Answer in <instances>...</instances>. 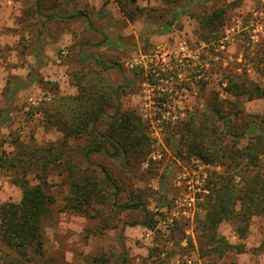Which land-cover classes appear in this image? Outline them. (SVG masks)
Instances as JSON below:
<instances>
[{"label": "rangeland", "instance_id": "1", "mask_svg": "<svg viewBox=\"0 0 264 264\" xmlns=\"http://www.w3.org/2000/svg\"><path fill=\"white\" fill-rule=\"evenodd\" d=\"M19 1L24 7L21 10L33 16V25L22 19L1 25V31L9 36L0 43V156H18L23 145L60 143L62 131L38 108L45 107L56 95L78 94L75 72L83 64L91 74L95 73L93 68H99L96 59L114 63L103 76L120 87L123 107L134 108L142 116L150 142L149 154L141 163L132 169L114 167L129 181L130 189L125 194L132 189L141 193L156 221L154 230L137 224L126 225L122 231L132 263L159 264L171 256L170 264H264V214L250 220L244 237L237 232L238 223L226 221L220 225V233L245 247L244 251L233 248L222 256L201 255L197 224L204 212L202 202L212 191L209 177L214 167L189 155L185 147L177 155L173 145L177 138L173 132L181 121L198 119L216 98L237 100L245 114L264 116L263 99H235L224 90L227 72L237 66L238 72L246 71L248 80L264 85V76L255 69L264 60V0H191L195 13L205 6L226 7V37L214 47L200 39L196 32L199 22L192 13L179 15L165 33L156 27V23L171 19L172 14L187 7L189 0H139V18L131 22L120 18L114 0H57L62 17L54 18L37 14L34 0ZM45 4L43 11L53 14L55 7H49V1ZM74 12H83L84 16L66 17ZM148 26L158 31L146 32ZM64 27L68 33L61 39L59 32ZM15 31L19 36H14ZM78 142L71 140L72 145ZM95 158L111 166L104 155ZM18 170H0L1 202L20 200ZM29 177L36 182L35 172ZM64 179L53 170L46 189L55 198L51 214L44 221L47 257L52 259L50 264H90V256L118 246L120 229L96 232V221L66 207L70 187ZM207 187L210 192L204 193L202 188ZM192 195L196 197V210L184 215L179 204L187 205ZM137 214L127 218L131 220ZM155 244L159 252H164L160 257H149V249ZM3 252L0 242V264Z\"/></svg>", "mask_w": 264, "mask_h": 264}, {"label": "trees", "instance_id": "2", "mask_svg": "<svg viewBox=\"0 0 264 264\" xmlns=\"http://www.w3.org/2000/svg\"><path fill=\"white\" fill-rule=\"evenodd\" d=\"M46 1L49 7H55L53 14L43 11ZM116 1L129 20L139 18L137 0ZM188 3L172 14L171 19L156 23L161 29L159 32L169 31L179 15L192 13L199 22L196 32L200 39L212 47L221 45L226 37V7L205 6L200 13H195L191 0ZM34 4V11L46 18L55 17L60 8L57 0H34ZM82 15L83 12H75L68 17ZM145 31L158 30L148 26ZM262 63L255 69L264 76V60ZM96 64L99 68H93L95 73L90 74L84 64L76 70L78 94L56 95L37 110L62 131L60 143L23 145L18 156L10 157L7 153L5 157L0 156V170L19 167L16 182L22 189L19 201H0V242L5 250L2 264H50L52 261L47 257L44 221L55 201L46 191L53 170L64 175V182L70 187L66 207L96 221V232L120 229L118 246L90 256V264H133L123 241L125 226L141 224L155 229L154 215L142 194L134 189L125 194L130 189L129 181L114 169L115 165L132 169L147 157L150 151L147 125L136 109L123 107L120 87L103 76L115 64L100 59H96ZM237 67L227 72L225 92L235 99L264 100V85L248 80L246 71L238 72ZM238 105L237 100L216 98L198 119L190 117L181 121L173 132L180 140L173 141L177 155L185 147L189 155L214 167L209 177L212 191L202 202L204 214L197 224L202 256H222L233 248L244 251L245 247L230 242L220 233L219 225L234 221L238 223L237 232L244 237L250 220L264 213V116L245 114ZM105 116H108L106 121ZM103 121L104 129L101 128ZM71 140L79 142L72 145ZM98 154L104 155L111 166L97 161ZM33 172L36 182L29 177ZM136 212L137 216L127 218ZM158 250V244L152 246L149 257H160L164 251ZM170 257L160 260L159 264H170Z\"/></svg>", "mask_w": 264, "mask_h": 264}, {"label": "crops", "instance_id": "3", "mask_svg": "<svg viewBox=\"0 0 264 264\" xmlns=\"http://www.w3.org/2000/svg\"><path fill=\"white\" fill-rule=\"evenodd\" d=\"M117 4H118V2L116 1V0H114ZM138 1L139 0H137V3H138ZM60 6H61V4H60ZM22 8H24L23 7V5L20 3V1L18 0L17 2L16 1H14V0H0V43H4V41H5V36H9V35H7L5 32H2L1 31V25H3V23H5V22H7V23H9V24H12V23H14V22H17V23H19V20H28L29 22H28V26H30V25H33V22H32V20H30V19H32L33 18V16H30L26 11H24V9L23 10H21ZM118 8H119V11H118V13L120 14V18H125L126 20H128V21H130L131 22V20H129L127 17H126V15L122 12V10H121V8H120V6H119V4H118ZM22 11H23V13H22ZM25 13V14H24ZM75 13V12H74ZM74 13H71V14H74ZM32 14H33V12H32ZM56 16L55 17H57V16H59V17H62V14H61V12H60V8L58 9V13L57 14H55ZM70 14H66V17L67 18H69L68 16H69ZM84 15H82V16H79V17H76V18H80V17H83ZM52 18H54V17H52ZM71 19V18H70ZM136 21L138 20V18L137 19H135ZM134 20V21H135ZM67 33H68V30H67V28H61V30H60V32H59V36H61L60 38L62 39V37L63 36H67ZM183 35H185V34H183ZM187 36H192L191 34H186ZM11 36H13V35H11ZM14 36H19V31H15V33H14ZM47 36V35H46ZM165 36H170L169 34H167V35H165ZM60 39V40H61ZM62 41V40H61ZM256 99V98H255ZM262 99V98H261ZM203 214H204V212H203ZM202 214V215H203ZM262 214H264V213H262ZM261 214V215H262ZM257 216H259V215H257ZM226 222V221H225ZM224 223V222H223ZM222 224V223H221ZM220 224V225H221ZM220 225H219V227H220Z\"/></svg>", "mask_w": 264, "mask_h": 264}, {"label": "built area", "instance_id": "4", "mask_svg": "<svg viewBox=\"0 0 264 264\" xmlns=\"http://www.w3.org/2000/svg\"><path fill=\"white\" fill-rule=\"evenodd\" d=\"M210 187V185H209ZM200 190V188H199ZM202 191L204 193H209L210 192V188H202ZM195 201H196V197L195 195L190 196V201L188 202V204L186 205L185 203H180L179 207H183L182 208V212L184 215H189V214H194L195 210H196V205H195Z\"/></svg>", "mask_w": 264, "mask_h": 264}]
</instances>
